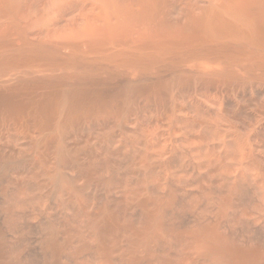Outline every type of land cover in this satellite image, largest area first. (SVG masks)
<instances>
[{
    "label": "bare ground",
    "instance_id": "6f19581e",
    "mask_svg": "<svg viewBox=\"0 0 264 264\" xmlns=\"http://www.w3.org/2000/svg\"><path fill=\"white\" fill-rule=\"evenodd\" d=\"M0 264H264V0H0Z\"/></svg>",
    "mask_w": 264,
    "mask_h": 264
}]
</instances>
